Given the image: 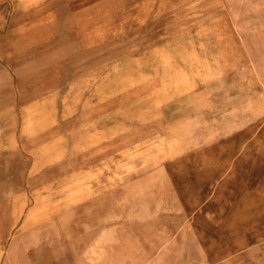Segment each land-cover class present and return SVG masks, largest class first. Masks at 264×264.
<instances>
[{"label":"rangeland","instance_id":"1","mask_svg":"<svg viewBox=\"0 0 264 264\" xmlns=\"http://www.w3.org/2000/svg\"><path fill=\"white\" fill-rule=\"evenodd\" d=\"M0 145V264H58L44 185L85 160L179 206L92 264H264V0H0Z\"/></svg>","mask_w":264,"mask_h":264},{"label":"crops","instance_id":"2","mask_svg":"<svg viewBox=\"0 0 264 264\" xmlns=\"http://www.w3.org/2000/svg\"><path fill=\"white\" fill-rule=\"evenodd\" d=\"M9 106V102L4 103L5 109ZM20 160L17 174L23 177L26 162L23 157ZM11 162V145L9 149L0 145V170H4V176L0 177H4V182L11 181ZM96 162L85 160L83 166L75 162L44 185L51 183L58 187L54 186L51 193L52 220L37 227L36 243L38 248H54L58 264H92L94 244L102 248L112 240L123 238V233L142 230L141 226L151 221L156 224L160 208L179 211L178 205L158 198V190L162 188L157 187L154 175L132 176L116 187H105L95 194L90 190L78 192L77 183L88 178L87 171ZM66 183L70 186L62 191Z\"/></svg>","mask_w":264,"mask_h":264}]
</instances>
